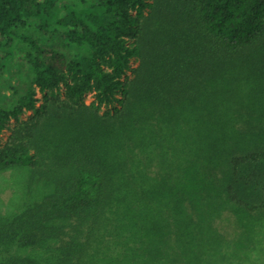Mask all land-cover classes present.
I'll return each instance as SVG.
<instances>
[{
  "label": "trees",
  "instance_id": "16d2710c",
  "mask_svg": "<svg viewBox=\"0 0 264 264\" xmlns=\"http://www.w3.org/2000/svg\"><path fill=\"white\" fill-rule=\"evenodd\" d=\"M6 170L0 264H264V0H0Z\"/></svg>",
  "mask_w": 264,
  "mask_h": 264
},
{
  "label": "rangeland",
  "instance_id": "374dc122",
  "mask_svg": "<svg viewBox=\"0 0 264 264\" xmlns=\"http://www.w3.org/2000/svg\"><path fill=\"white\" fill-rule=\"evenodd\" d=\"M47 46L48 43H45ZM6 72L7 76L11 75L14 78V83L18 84L19 81L22 80V73L25 71V66L20 65L17 66L16 64H12V66L9 67V69ZM5 77V76H4ZM16 78V79H15ZM90 96H86V102L90 101ZM5 136V135H4ZM18 181L16 176L14 174L10 173L9 170H6L5 172H2L0 176V203L1 208L7 206L8 204H11L15 200H19V197H21V201H24L28 198L29 193L26 191H21L19 196V192L14 194L15 190H18ZM217 226L224 231L228 236L235 237L238 233V228L235 224L232 222V218L228 215H223L221 219H216Z\"/></svg>",
  "mask_w": 264,
  "mask_h": 264
}]
</instances>
